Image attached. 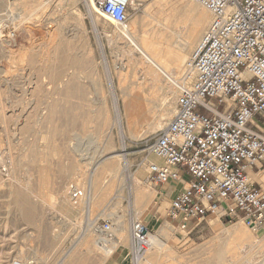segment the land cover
Here are the masks:
<instances>
[{
	"label": "rangeland",
	"instance_id": "rangeland-1",
	"mask_svg": "<svg viewBox=\"0 0 264 264\" xmlns=\"http://www.w3.org/2000/svg\"><path fill=\"white\" fill-rule=\"evenodd\" d=\"M19 1L23 0H0V39L3 41L0 40V264H58L73 246L78 247L74 252L80 255L78 261L72 260L74 264H104L107 258L109 260L115 256L116 251L130 245L132 221L142 219L150 210L158 211V222L154 228H149L152 232V236L148 237L150 247L136 264H150L146 259L154 264H217V251H231L236 246L233 238L221 235L222 232L238 223L207 219L183 228L180 222L167 217L176 194L164 202L159 195L163 197V188L177 183H169L163 188L144 183L148 166L155 161L161 163L149 152L152 138L159 131L149 132L148 126L139 125L142 136L136 139L127 131L125 158L130 164V172L135 174L134 188L138 192H156L154 202L142 212L138 211L139 207L135 209L130 200L131 181L128 173L124 172L123 178L116 180H112L111 176L102 180L100 177L103 175L98 177L92 206L86 207L90 173L99 164L98 160L105 157L104 154L100 158L102 139L93 135L89 120L96 109L94 102L100 99L103 103L102 121L108 117V121L113 122L116 118L114 96L123 113L120 76L128 74V93H138V85L130 82L139 77L136 72L140 65L134 62L125 68L118 65L119 60L125 59L126 63V56L122 52L126 42L110 38L113 28L92 22L85 0H52L49 6L40 8L41 12L37 10V2L21 5ZM153 1L141 0L140 11L134 14L138 10L131 9L129 20L146 16L143 11ZM178 8L187 20L182 17L181 24L171 26V31L164 29L161 15L155 16L158 19L161 17L158 32L173 34L174 49L180 48L188 36L196 31V22L200 17V12L188 14L185 8L181 10V5ZM208 14L205 30L193 50L198 47L212 22L211 13ZM146 18L148 25L142 26L138 22L136 32L141 35L146 31L151 38L158 32L154 33L151 27L152 18ZM53 22L54 25L56 23L55 27L51 25ZM52 29H58L53 36ZM99 36L102 37V45H105V53H102L97 40ZM76 56L90 61L91 71L96 74L94 78L79 74L71 83L67 82V73L72 72V67L66 60ZM80 71L81 68L78 69ZM75 87L76 91L73 90ZM140 91L141 96L146 98L155 94L152 97L155 96L158 102L154 117H161L165 110L160 101L163 91L159 87L152 89L150 85ZM170 99L176 108L177 93L169 94L168 101ZM43 114L48 119L44 120L47 124L44 121L45 124H37L40 117L44 118ZM74 114L80 117L78 127L72 121ZM256 128L262 131L264 124L256 122ZM113 139L116 151H109L106 154L108 157L121 151L117 128L114 129ZM263 181L264 174L261 173L259 182ZM70 184L84 191V197L76 205L68 194ZM101 220L109 221L113 227L112 238H106V242L103 241L105 234L98 226ZM86 222L92 225L85 228L88 231L83 235ZM216 224H220V229L215 230ZM167 225L171 229L164 234L162 231ZM242 226L254 238L239 250L237 263L264 264L263 228L253 232L246 225ZM77 241L80 242L76 244ZM98 241L103 245L99 246ZM149 253L152 254L151 259Z\"/></svg>",
	"mask_w": 264,
	"mask_h": 264
},
{
	"label": "built area",
	"instance_id": "built-area-1",
	"mask_svg": "<svg viewBox=\"0 0 264 264\" xmlns=\"http://www.w3.org/2000/svg\"><path fill=\"white\" fill-rule=\"evenodd\" d=\"M195 1L212 22L175 80L176 114L149 146L162 163L148 166L144 183L163 187L183 181L167 213L183 228L207 219L262 228L264 181L254 183L250 172L264 174V130L256 128V122L264 124V0ZM94 2L114 24L126 27L131 0ZM68 193L75 205L84 197L75 184ZM98 226L111 236L109 221ZM149 236L142 219L132 221V264L147 253Z\"/></svg>",
	"mask_w": 264,
	"mask_h": 264
},
{
	"label": "bare ground",
	"instance_id": "bare-ground-1",
	"mask_svg": "<svg viewBox=\"0 0 264 264\" xmlns=\"http://www.w3.org/2000/svg\"><path fill=\"white\" fill-rule=\"evenodd\" d=\"M51 1L52 0H23V1H19L18 3L22 5V4H26V3L30 4V2H37V10L39 9L38 11H40L41 10L40 8H42L45 5H48ZM66 2H68V1H66ZM12 4L15 5V3H12ZM85 4L87 6L89 16H90V18L94 24L96 23L98 25V24L103 23L106 26L113 28L114 31L110 35V38H112V40L120 39V40H124L126 42V46H124L122 48V52H123L124 56H126V63H124L125 59L124 60L118 59L119 60L118 65L121 68L122 67L125 68V67L131 65L132 62L138 63L140 65L138 67L137 72H136V74H139V77L133 78L134 80H132L130 82L131 84H137L138 85V87H139L138 93H131V94L128 93V91H129L128 74L120 76L121 80L119 81V89L121 91V103H122L123 113L119 110V104H118L117 97L114 96V101H115L114 103H115V108H116V118L113 122H111L109 120L111 122L110 123L108 121V117L105 118V121H102V118L104 116L103 103L100 99L95 100V102H94V104L96 105V109L93 111V117H90L89 120H90V123L92 124L91 128L93 129V132H94L93 135L99 140L102 139L101 140L102 151L100 154V158L102 156H104V154H105V157H103V159L101 161L98 160L99 164H96L93 168V171L90 173L91 174V177L89 179L90 180L89 181L90 187H88L86 190L87 194H86V198H85V201H86L85 204H86L87 208H90V206H92V201L94 198V194L96 192L95 184H96V181H98L97 179H99L98 177L103 175V177L102 176L100 177V180H102V179H105V178H108L109 176H111L112 180H116V179H121V177L123 178L122 175L124 172H126V173H128V177L131 181L130 186H129L130 194H131L130 195L131 196L130 197L131 204L133 207H135V209L139 207L138 211L142 212L146 208H148L152 202H154V198L157 196V194H156V192L154 193V192H141V191H140L141 192L140 193L136 190V188H134V180L136 179L134 177L135 174L133 175L130 172V164L128 162V159L125 158L127 155V147H126L127 131L129 132V134L133 135V138L135 137V139L142 136V129L139 128V125L148 126L149 132H158V131L160 132L161 130H163L166 127L167 122L171 120V118L174 116V114H176L175 111H176L177 107L175 108L174 102L171 99L168 101V97H169V94H171V95L175 94L176 95V93H177V90H176V87L174 84L175 80L179 77L185 63L189 59L188 54H190V52H192V50L194 49V46H196V42H197L198 38L203 34V32L205 30V24L207 23V21L209 19V14L206 10L201 9L196 2L184 3L182 0H154L143 11V13L146 16H149L152 18L150 24L152 25L151 26L152 29L155 30L154 33L158 32V28L161 25L160 24L161 23V21H160L161 17H159V19L155 17L158 14L163 17L162 20L164 21V24H165L164 29H168V31H171L170 30L171 26L179 25V24H181V21L183 18L186 19V17L185 16L183 17L182 13L179 10H177V9H179L178 6L181 5V10L185 8L187 10L188 14L200 12V17L196 22L197 23V25L195 27L196 31L192 33V31L190 30L192 34H190L188 36L187 40L183 43V45L178 49H174L173 48V42H172L174 40V36L171 32L166 33V35L164 33L158 32L156 34V36L153 35L151 38L148 37V33L146 31L143 32V34L138 35V33L136 32V25L138 24V22H140V24L142 26H147L149 21L147 20L146 16L143 15L141 18L139 16H137L134 18V20H129V18H128V22H127L126 27H120V26H117L116 24H114L109 18L104 16L98 10V8L95 6L94 0H85ZM140 5H141V0H131L130 10L131 9H137L138 11H136L134 13V14H137L140 11L139 10ZM15 7H17V6L15 5ZM33 7H35V6H33ZM165 12H167V14H165ZM11 19H13V18H11ZM27 19H25L24 21H26ZM153 22H156V23L152 24ZM164 24H162V25H164ZM45 25H46V23H45ZM51 25L53 27H55L56 23L54 25V22H53ZM27 26H29V25H27ZM185 27H187V26H185ZM57 30L58 29L53 30L52 36L57 32ZM0 37H2L1 31H0ZM101 38L102 37L99 36L97 40L99 41V45H100L102 53H105L104 52V46L105 45L104 44H103L104 46L102 45ZM0 40L2 41V39H0ZM6 42H7V40H6ZM196 49H197V47H196ZM195 50H193V52ZM191 54H193V53H191ZM105 56H104V61H105V64L107 66V70L110 73L108 61L106 60ZM66 63L70 64L72 67V72L69 74L67 73V75H68L67 76V79H68L67 82L71 83V81H73V79H75L76 76L79 74H81V75L82 74H88L92 78H94L96 76V74H94L91 71L92 66H91L90 61H88L86 59H82V58L76 56V57H72L70 59H67ZM80 68H81V71L78 72V69H80ZM108 75H110V74H108ZM110 80H112V79H110ZM148 85H150V87L152 89H156L159 87L163 91L160 101L162 102V104H163L162 106H164L165 110H164L163 115L161 117H159L158 119L156 117H154L156 114L154 108L158 102V99H156L155 96L152 97L154 93L152 94L151 98H146V97H144V95L141 96L142 92L140 90L146 89ZM66 88H67V86H66ZM73 90L76 91L77 90L76 87L73 88ZM113 92H114V89H113ZM114 94H115V92H114ZM149 95H151V94H149ZM2 111H3V109H2ZM2 111H1V113H2ZM52 113L54 114V112H52ZM77 113H79V112H77ZM44 115L45 114H43V116ZM48 115L50 116V114H48ZM53 117H54V115H53ZM48 118H50V117H48ZM79 118L80 117L77 114H74L72 116V121H73L74 126L78 127V122H80ZM29 120H30V118H29ZM44 120H48L46 118V116H44L43 119H41V117H40V119H38L36 121V123L41 124V123H43ZM2 121H4V119ZM45 123H43V124H45ZM48 123H50V122H48ZM115 128H117L119 131V136L121 139V141H120L121 142V151L119 153L115 154L114 156L108 157V156H106V154L109 151H114L116 148L115 143H114V139H113V132H114ZM37 141H38V139H37ZM72 148H74V144L72 145ZM33 157H34V155H33ZM154 158L156 160H159L155 156H154ZM154 163L161 164L162 161H161V163H158L157 161H155ZM41 168H43V167H41ZM66 190L68 191V187ZM242 224H243L242 222H239L238 224H236L230 228H226L224 231L222 230L223 232L221 235H223V236L228 235V236L232 237L234 243H236V246L233 247L234 250H231V251L230 250H227V251L226 250L225 251H217L216 250L217 252L215 253V257L218 260L217 264H238L237 263L238 262L237 256L239 254V250L242 249L243 245H245L247 242H251L252 239L254 238L251 235L252 233L251 234L248 233L246 231V229L242 226ZM90 225H92V224H90V223L88 224V222H86L84 228L82 229L83 235H85L86 232L88 231V229L85 230V228H87ZM209 226H210V224H209ZM214 228H215V230L220 229V224H216ZM170 229L171 228L167 225L163 229L162 233L166 234L168 232V230L170 231ZM250 229L253 232H257V230L259 228H257V229L256 228L255 229L250 228ZM118 231H121V229L118 228ZM106 238L109 239V238H112V236L105 234L104 239H103L104 242L108 241V240H106ZM221 250H223V249H221ZM151 256H152V254H150V259H151ZM148 258H149V256H148ZM146 260L148 261V263L154 264L153 261L148 260V259H146ZM58 264H65V261L63 260V258L60 260V262Z\"/></svg>",
	"mask_w": 264,
	"mask_h": 264
},
{
	"label": "crops",
	"instance_id": "crops-1",
	"mask_svg": "<svg viewBox=\"0 0 264 264\" xmlns=\"http://www.w3.org/2000/svg\"><path fill=\"white\" fill-rule=\"evenodd\" d=\"M264 167V163L261 165ZM262 172L261 171H257L256 169L254 170H251L250 172V176L251 178H254V180H252L254 183L256 184H259L261 185L262 182H259V176ZM184 180L186 182H188L190 180V178L188 176H185L184 177ZM174 183H177L175 186L174 185H169L167 188H163L164 192H163V197H165L163 199V197L161 195H159V199L162 200L163 202L166 201V200H169V199H172L173 196L176 194H178L179 192L182 191L183 189V181L182 182H174ZM157 216H158V211H154V210H150L148 213L144 214L142 216V220L148 225L149 228L151 227H155L156 223L158 222L157 221ZM195 225L198 224V222L200 221H195V220H191L187 225H190L191 223H193ZM183 227V225H182ZM185 227V228H186ZM263 230H264V224H263ZM80 241H77L76 244H78ZM97 244L100 246L101 242L98 241ZM131 246H132V240L130 241V245L128 247H125L124 249L122 250H119V251H116L115 253V256L112 257L111 259L109 260H105L104 261V264H132L131 261H130V251H131ZM76 248L78 247H75L73 246L65 255V257L63 258V260L65 261V264H74L73 261H78L79 258H80V255H77L75 254L76 252H74L76 250ZM112 254V253H111Z\"/></svg>",
	"mask_w": 264,
	"mask_h": 264
}]
</instances>
